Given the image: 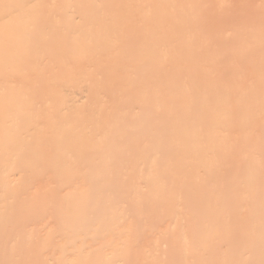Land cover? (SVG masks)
Listing matches in <instances>:
<instances>
[{
    "label": "rangeland",
    "instance_id": "1",
    "mask_svg": "<svg viewBox=\"0 0 264 264\" xmlns=\"http://www.w3.org/2000/svg\"><path fill=\"white\" fill-rule=\"evenodd\" d=\"M148 100L172 125L193 130L188 142L175 140L179 156L204 148L211 166L223 167L218 134L239 162L256 148L234 135L256 129L264 149V0H0V240L19 241L36 264H115L119 252L128 264H165L187 230L191 264L207 235L191 233L185 198L165 207L161 190L145 204L131 194L128 179L158 154L143 139L119 196L106 199L116 203L101 227L80 236L65 225L87 212L96 175L84 185L90 166L70 164L59 142L72 134L88 153L99 150ZM200 111L205 122L196 125ZM202 127L205 140L193 139ZM258 167L264 179V155ZM168 172L172 186L178 170Z\"/></svg>",
    "mask_w": 264,
    "mask_h": 264
},
{
    "label": "bare ground",
    "instance_id": "2",
    "mask_svg": "<svg viewBox=\"0 0 264 264\" xmlns=\"http://www.w3.org/2000/svg\"><path fill=\"white\" fill-rule=\"evenodd\" d=\"M81 17L88 24V16ZM197 84L202 85L201 82ZM228 92L225 96L231 99V93ZM196 101V106H204L202 99ZM140 108L139 117L128 121L131 127L124 131L120 126L114 128L99 150L88 153L79 146L80 139L72 134L59 142L66 149V158L70 164L74 163L75 158H79L90 166L84 185H88V180L96 175L95 182L91 185L92 190L88 194L90 197L87 200V212L76 219L72 217L76 220L75 223L65 224L66 227L82 236H88L94 228L101 227L99 222L105 212H109L110 207L116 203L106 199L119 196L123 183V168L143 148L149 152L157 151L158 154L142 169L141 176L128 179L134 186L131 194L136 203L143 201L145 204L151 200L154 191L161 190L165 198L162 205L165 207H170L179 195L185 198L186 213L192 225L191 233L205 232L207 235L196 241L190 253L193 257L191 264H200L201 259L205 260L204 264H264V179L258 173L264 149L260 146L259 129L249 131L242 137L234 135V142L241 140V143L256 148L255 153L240 159L239 162L232 161L234 151L230 149L227 138L217 134L218 151L226 160H217L216 163L221 162L224 166L215 168L211 166L204 148H193L179 156L175 140H191L187 133L193 130L187 123L172 125L171 119L156 114L149 100ZM204 115V112L200 111L195 115L194 123L202 125V122H205ZM148 118L152 119V122ZM155 118H161L160 122H156ZM157 124L162 126L156 127ZM214 124L217 126V123ZM206 130L199 128L193 139L205 140ZM218 131L220 130H214L213 133ZM142 139L148 141L149 145L139 147L137 141ZM105 152L109 153L105 155ZM173 169L178 170V176L174 178V185L170 186L168 171ZM198 171L208 173L207 177L201 178L197 175ZM133 204L131 201L129 206ZM1 218L3 216H0V220ZM247 219L249 225L246 227ZM179 239L180 252L166 250L163 254L165 264H185L188 251L184 249H187L188 243L193 240L189 238L187 230L180 231ZM8 243L15 244L11 248L0 246V252L10 251L12 254L0 255V264H36V259L34 260L29 252L26 256L20 254L22 249L19 241H9L6 238L0 240V244ZM129 254L133 255V252L129 251ZM113 260L115 264H128L131 257L124 259L123 254L119 252Z\"/></svg>",
    "mask_w": 264,
    "mask_h": 264
}]
</instances>
